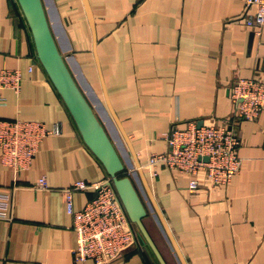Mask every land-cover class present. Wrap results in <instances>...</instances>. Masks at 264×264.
<instances>
[{"label":"crops","instance_id":"0c3cea01","mask_svg":"<svg viewBox=\"0 0 264 264\" xmlns=\"http://www.w3.org/2000/svg\"><path fill=\"white\" fill-rule=\"evenodd\" d=\"M247 1L87 0L92 30L85 0H42L56 45L123 161L167 264L183 263L161 217L185 264H264V106L255 119L237 123L240 168L228 185L191 191L189 176L163 165L155 176L148 169L150 155L165 151L162 137L173 124L230 122L234 82L264 85V35L245 26L253 12ZM3 69L18 70L22 81L18 92L0 88V124L35 121L59 133L42 139L25 171L14 174L0 160V187L13 188L0 219V264H80L63 190L108 175L39 63L17 0H0ZM42 177L46 189L36 187ZM91 197L74 193L75 210ZM150 254L140 241L110 264H151Z\"/></svg>","mask_w":264,"mask_h":264},{"label":"built area","instance_id":"2783aa9c","mask_svg":"<svg viewBox=\"0 0 264 264\" xmlns=\"http://www.w3.org/2000/svg\"><path fill=\"white\" fill-rule=\"evenodd\" d=\"M246 7L253 12L245 16L244 24L253 33L264 35V0H248ZM32 66L29 67V71ZM21 74L18 70L0 71V88L20 90ZM229 98L234 105V116L229 122L197 121L183 126L173 124L163 135L164 152L152 154L148 169L156 175V167L163 165L170 170L189 176L191 191L213 189L228 185L238 173L240 159L236 154L240 144L237 123L253 120L264 106V85L258 79L239 78L232 85ZM232 121H234L232 123ZM59 128L47 129L35 121H4L0 124V160L14 174L29 169L42 139L58 134ZM36 187L46 189L47 182L40 178ZM13 188L0 187V219L5 218L10 206ZM89 192L92 197L81 210H75L73 195ZM66 213L72 218L76 245L72 254L84 264H110L119 255L140 244L111 179L86 183L76 181L63 190Z\"/></svg>","mask_w":264,"mask_h":264},{"label":"water","instance_id":"95a60500","mask_svg":"<svg viewBox=\"0 0 264 264\" xmlns=\"http://www.w3.org/2000/svg\"><path fill=\"white\" fill-rule=\"evenodd\" d=\"M17 2L31 31L37 59L61 96L85 145L99 160L108 177L111 179L130 222L137 228L140 241L153 253L159 264H167L143 223L146 217V209L133 182L128 176H122L121 174L124 171L123 161L116 151L106 129L77 86L56 45L42 0H17ZM85 3L93 30V21L87 0H85ZM107 105L126 143L131 149L128 138L108 102ZM201 125L202 121H199L198 126ZM161 219L176 253L182 263L185 264L170 230L164 222V219L162 217Z\"/></svg>","mask_w":264,"mask_h":264},{"label":"rangeland","instance_id":"374dc122","mask_svg":"<svg viewBox=\"0 0 264 264\" xmlns=\"http://www.w3.org/2000/svg\"><path fill=\"white\" fill-rule=\"evenodd\" d=\"M88 96L90 97L89 94H88ZM91 98H92V97H91ZM92 100H93V99H92ZM100 116L102 117L101 114H100ZM105 124H106V128H107V130H108L110 136H111L112 138H115L116 133L114 132V128H112L111 124L108 123V122H105ZM121 174H122V173H121ZM122 176H124V174H123ZM146 223H147V221H146ZM132 226H133V228L136 230V226H135L134 224H132ZM150 230H151V229H150ZM136 231H137V230H136Z\"/></svg>","mask_w":264,"mask_h":264},{"label":"trees","instance_id":"16d2710c","mask_svg":"<svg viewBox=\"0 0 264 264\" xmlns=\"http://www.w3.org/2000/svg\"><path fill=\"white\" fill-rule=\"evenodd\" d=\"M123 175V172H122ZM150 251V250H149ZM150 259H151V264H159L158 261L156 260L155 256L153 255V253L150 251Z\"/></svg>","mask_w":264,"mask_h":264}]
</instances>
